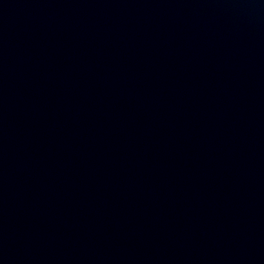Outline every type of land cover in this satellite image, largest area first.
<instances>
[{
    "label": "water",
    "instance_id": "obj_1",
    "mask_svg": "<svg viewBox=\"0 0 264 264\" xmlns=\"http://www.w3.org/2000/svg\"><path fill=\"white\" fill-rule=\"evenodd\" d=\"M0 264H264V0H0Z\"/></svg>",
    "mask_w": 264,
    "mask_h": 264
}]
</instances>
